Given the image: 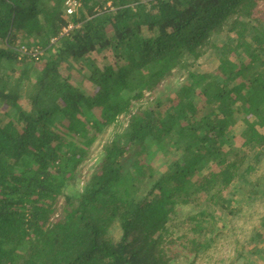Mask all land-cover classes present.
Instances as JSON below:
<instances>
[{
	"label": "trees",
	"instance_id": "obj_1",
	"mask_svg": "<svg viewBox=\"0 0 264 264\" xmlns=\"http://www.w3.org/2000/svg\"><path fill=\"white\" fill-rule=\"evenodd\" d=\"M66 1L0 0V106L15 111L0 126V264H195L216 237L217 213L229 211L224 191L246 183L264 152V72L236 63L242 52L264 54L262 24H252L264 0H77L82 10L70 16ZM230 34L235 41L214 44ZM22 45L43 50L41 64L19 61ZM103 52L112 61L95 64L91 54ZM206 55L217 70L194 71ZM66 62L92 66L90 96L62 75ZM19 65L29 66L27 87L12 85ZM175 72L183 83L158 95ZM197 84L209 111L191 114ZM147 96L149 108L134 111ZM235 107L254 118L238 147L229 138ZM120 117L125 131L102 146L82 192L68 194ZM171 150L181 154L155 178L152 157ZM214 152L220 169L187 189L196 212L171 226L188 170Z\"/></svg>",
	"mask_w": 264,
	"mask_h": 264
},
{
	"label": "rangeland",
	"instance_id": "obj_2",
	"mask_svg": "<svg viewBox=\"0 0 264 264\" xmlns=\"http://www.w3.org/2000/svg\"><path fill=\"white\" fill-rule=\"evenodd\" d=\"M107 7H111L110 2ZM82 3L80 2V8L77 13L82 10ZM112 9V8H111ZM264 6L261 3L259 11H262L260 16L254 18L252 24L261 22L260 33L264 34ZM76 13V14H77ZM251 23V22H250ZM254 27V26H252ZM249 27V31L245 33L244 38L248 43H252L251 38L255 34L254 29ZM232 37L235 41L234 35H222L215 39V45H223L225 41ZM25 46V45H22ZM21 47V46H20ZM18 48V50L20 49ZM28 48L27 46H25ZM253 51L246 53L242 52L236 57V63L238 68H250V70H259L264 72V54L259 53L254 56L251 55ZM23 54L19 56V61ZM112 56L109 52L93 53L91 59L95 64L105 65L112 61ZM36 64H41L40 61H36ZM218 60L215 56L206 55L201 57L194 71L198 73H214L218 67ZM92 66L90 64H83L80 62H66L61 66V73L64 77H67L70 83L76 86L85 96H90L94 90L95 85L90 82L88 77L91 75ZM12 85L27 87V78L29 76V66L19 65L16 73L13 75ZM183 74L175 72L173 77L164 83L162 89L158 91V95L169 94L173 88H177L183 83ZM241 78L237 77L233 84L241 83ZM230 85L229 87H231ZM195 97L188 103V108L191 114L201 112L206 113L209 108L204 104V95L202 85L197 84L194 87ZM26 90H24L25 92ZM152 98L147 96L146 99L141 100L134 106L136 109L149 108V104ZM24 101H22V104ZM168 101L164 102V107H169ZM235 125L229 132L230 143L234 147H238L241 144L240 131L253 123V117L251 115H245L242 112H238L235 107ZM1 118L0 126H3L8 120H10L15 111L13 109H7L0 106ZM128 118L120 117L119 120L109 127L104 133H102L95 144L92 146L91 153L82 166L81 174L74 185H71L67 189V193L70 195L78 196L82 189L99 165L102 158V146L111 141L116 135L123 133L127 127ZM257 129L264 133V129L256 126ZM180 151H169L161 156H153L150 162V166L154 170L155 178H159L167 171V165L175 157H179ZM233 156L231 157V159ZM224 163V158L221 154L217 155L215 152L211 158H207L203 163L198 165L195 169L188 170L185 176V186L181 190L180 198L178 199L177 213L171 214L167 217V222L174 227H178L181 220H183L189 214L196 212L194 206L189 203L190 194L188 188L192 183L206 182L212 174L216 173L221 165ZM244 182H237L224 191V197L231 201L229 211H220L217 213L216 222L213 226V232L211 236H216L209 251L201 256L195 264H264V152L260 159L254 163V168L251 174L243 175ZM240 187L243 190L239 189ZM148 189V188H147ZM146 190H144L145 193ZM203 196L202 201H204ZM113 237L118 239L120 232L114 230L112 232ZM178 264V263H176ZM181 264V263H179Z\"/></svg>",
	"mask_w": 264,
	"mask_h": 264
},
{
	"label": "built area",
	"instance_id": "obj_3",
	"mask_svg": "<svg viewBox=\"0 0 264 264\" xmlns=\"http://www.w3.org/2000/svg\"><path fill=\"white\" fill-rule=\"evenodd\" d=\"M66 14L68 16L72 14H76L78 9L80 8V2L77 0H67L66 1ZM73 25L70 24L66 28L62 30L61 36L68 34V32L73 29ZM20 54L31 56L35 61H40L41 57L44 55V51L37 48H26L25 46H21L18 50Z\"/></svg>",
	"mask_w": 264,
	"mask_h": 264
}]
</instances>
